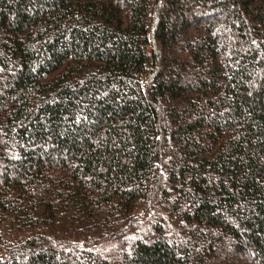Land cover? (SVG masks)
<instances>
[{"label": "trees", "instance_id": "trees-1", "mask_svg": "<svg viewBox=\"0 0 264 264\" xmlns=\"http://www.w3.org/2000/svg\"><path fill=\"white\" fill-rule=\"evenodd\" d=\"M0 264H264V0H0Z\"/></svg>", "mask_w": 264, "mask_h": 264}]
</instances>
